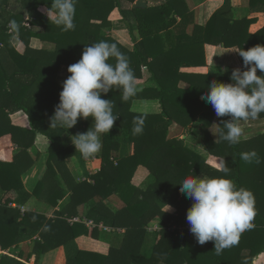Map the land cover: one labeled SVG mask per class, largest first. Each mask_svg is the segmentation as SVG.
<instances>
[{
    "label": "trees",
    "instance_id": "1",
    "mask_svg": "<svg viewBox=\"0 0 264 264\" xmlns=\"http://www.w3.org/2000/svg\"><path fill=\"white\" fill-rule=\"evenodd\" d=\"M12 1L21 5L16 12L10 10ZM125 2L134 4L136 0H76L75 30L63 31L38 10L40 5L50 8L51 0H0V45L3 46L0 50V190L3 193L0 199V246L9 250L0 256V264H38L41 255L60 246L65 247L67 264H253V260L254 264H262L263 255L254 258L264 252V133L240 140L235 145L219 140L218 136L214 139L208 127L216 113L201 97L213 80L231 82L233 70L227 74L206 72L204 45L249 49L264 44V27L256 33L249 32L251 19H233L229 0H225L224 6L213 13L205 25H195L191 35L184 34L177 45L167 49L162 32L174 27L179 17L186 16L185 1L167 0L145 8H127ZM250 2L253 7L264 8V0ZM26 15L31 18L30 27L24 24ZM114 21L126 24L134 40L133 47L105 34ZM14 34H18L26 45L23 54L12 45ZM32 37L54 43V50L31 47ZM100 41L115 44L125 55L137 84L143 82V68H147L160 88L147 89L153 91L151 94L145 88L138 90L127 101H122V92L118 90L102 94V98L111 100L113 112L119 117L110 132L102 136L99 153L89 157L98 162L99 167L92 175L94 183L77 182L68 171L67 159L74 155L81 161L87 158L75 152V145L65 146L63 134L86 132L92 127L93 119H82L78 128L69 130L51 127V117L62 91L56 77L63 65L68 69L81 59L85 45ZM108 62L115 65L116 60L110 58ZM201 67L205 71H200ZM183 68L189 71L184 72ZM67 75H71L68 70ZM182 80L190 86L179 87ZM146 97L158 99L161 111H133L134 100ZM12 111H24L30 127L13 125L9 117ZM199 115L201 125L197 121ZM137 117L143 119V132L134 135L132 129ZM258 117H264V113ZM228 119L229 116L218 117V134L223 121ZM174 122L184 127L193 124L207 152L221 157L223 165L230 169L229 178L254 196V227L242 233L239 243L225 249L221 255H216L213 241L200 245L190 232L186 216L193 201L180 192L178 183L189 176L219 177L225 174L210 166L206 157L186 146L184 140L169 138V128ZM38 133L50 139L51 144L47 171L34 190L35 196H48L49 202L57 205L67 193L61 186L59 174L71 192L56 218L48 221L44 214L22 212L21 208L12 206L13 202H18L19 193L24 191L22 175L34 163L29 149ZM245 152L256 153L251 163L241 159V153ZM141 165L155 177L146 188L132 182ZM112 195L118 196L125 205L115 211L107 208L103 199ZM96 197L100 200L91 203L87 217L98 224L103 222L114 229L125 230L120 245L111 247L106 255L79 249L75 239L88 234L89 228L83 223L71 225L64 218V213L74 215L78 206ZM168 206L174 210H168ZM155 219H159L162 226L150 254L145 255L142 246L147 225ZM94 229L91 234L96 236ZM39 230L40 239L33 249L35 263L24 259L22 251L19 254L11 252V247Z\"/></svg>",
    "mask_w": 264,
    "mask_h": 264
},
{
    "label": "clouds",
    "instance_id": "2",
    "mask_svg": "<svg viewBox=\"0 0 264 264\" xmlns=\"http://www.w3.org/2000/svg\"><path fill=\"white\" fill-rule=\"evenodd\" d=\"M75 12L76 0H51L47 15L51 24L70 31L76 27ZM238 54L243 59V68L231 71V82L213 80L201 97L213 107L217 117H230L223 121L219 134L211 128L219 140L230 145L241 140V121L254 120L264 113V45L240 49ZM110 58H115V65L108 62ZM67 70L71 75L63 82L51 127L69 130L79 119L91 117L92 127L71 137L76 150L88 158L101 150L102 136L110 132L119 117L113 112L111 100L102 98V94L118 90L122 92V101H127L138 91L137 80L125 55L115 44L105 41L85 45L81 59ZM132 132L142 134L143 119L134 120ZM255 156V152L241 153V159L247 163ZM221 171L225 175L189 176L178 183L180 192L193 201L186 216L190 232L200 245L213 241L216 255L236 246L241 234L254 227L256 215L252 192L238 187L229 178L226 164Z\"/></svg>",
    "mask_w": 264,
    "mask_h": 264
},
{
    "label": "crops",
    "instance_id": "3",
    "mask_svg": "<svg viewBox=\"0 0 264 264\" xmlns=\"http://www.w3.org/2000/svg\"><path fill=\"white\" fill-rule=\"evenodd\" d=\"M147 6H156L160 5L167 0H145ZM188 9L185 11L186 16L184 18L179 17L177 24L171 29L162 32V40L165 48H169L171 46L177 45L179 39L184 37V34L191 35L193 33L195 25H205L207 21L210 19L211 15L215 13L217 10L221 9L225 0H184ZM125 7L131 8L133 4H129L125 2ZM21 8V5L12 1V5L10 10L16 12ZM49 8L45 5H40L38 10H40L43 14L47 15V10ZM229 10L230 15L233 19H242L247 18L251 19V23L249 25V32L256 33L264 27V8L262 6H251L250 0H229ZM39 30V29H37ZM10 33V32H9ZM105 34L112 35L113 37L119 39L124 42L127 46L133 47L134 40L127 29L126 24L120 21H114L112 26L105 30ZM135 34L138 37V32L135 31ZM11 42L13 47L17 52L23 54L26 49V45L21 40L18 34H14L11 38ZM264 45V44H259ZM30 46L37 49H43L47 51H53L55 48V44L49 41H42L39 38L32 37L30 40ZM2 50V48L0 49ZM238 47H224L223 45L218 44H210L206 43L204 45L205 52V60H206V72H216L227 74L231 69L236 67H242V59L238 54ZM145 70V71H144ZM182 71L186 72L189 69L183 68ZM200 71H205L203 67H201ZM143 76L144 80L142 83L137 84L138 90H143L144 88L150 94L153 93L151 88H160L157 82L153 81L151 78V73L147 68H143ZM68 77L66 66H62L59 70L56 82L59 86L63 87V82ZM190 84L184 80L180 81L179 87L188 88ZM153 88V89H154ZM133 111L141 112V113H158L161 111L160 102L156 98L146 97V98H138L135 99L132 104ZM199 115L197 117V121L199 125L202 124ZM215 115H213L214 117ZM9 117L11 123L13 125L21 126V127H30V122L28 115L24 111H12L9 113ZM212 117V123L208 127L212 137L216 139L212 134L210 128L212 126H216L217 134H218V117ZM217 117V118H216ZM83 118L78 120V123L73 126V128H78L80 122ZM241 127L243 128V135L241 140H245L251 137H255L260 133H264V117H258L256 119H249L248 121H241ZM215 124V125H214ZM193 124L188 125L187 127L182 126L176 122H174L169 128V138H179L184 140L186 146L199 151L206 157L207 163L217 169H221L223 166V159L217 155H213L207 152L205 149L199 135L198 131L194 130ZM199 130V129H198ZM74 135L73 132L69 131L63 134V142L65 146H74L72 143L71 137ZM51 144L50 139H48L42 133H38L34 142V145L29 149V153L31 157L34 159L33 165L22 175V180L24 184V191L19 193L18 202H13V207L21 208L22 212L33 211L37 213L44 214L46 220H54L57 216V212L61 211L63 206L68 202V198L70 196V190L67 187V184L59 174V178L61 181V186L64 187L67 191L65 197L63 199H59L57 205H53L49 202V197L42 196L39 198L35 196L34 190L38 185L39 181L43 179L47 171V162L49 158V146ZM75 152H79L74 149ZM99 153V152H98ZM97 154V153H96ZM219 166V167H218ZM67 167L70 175L73 177L74 181H88L94 183L92 175L99 171L98 162H94L93 159L87 158L84 161L78 157V155L71 156L67 159ZM136 175V176H135ZM133 177V184L138 187L146 188L149 184L155 181V177L153 174L149 172V170L144 166H139L136 173ZM137 177H139V182L136 181ZM206 177V176H204ZM40 194H45L41 193ZM46 195L47 192H46ZM3 196L2 191L0 190V199ZM119 199L121 206H111L110 200ZM100 200L99 197L89 201L86 204H82L78 206L77 213L74 215H67L64 213V218L68 220V222L72 225L73 223L77 224H85L89 228L88 234H81L75 239L76 246L81 250H87L92 252H97L101 254H109L111 247L119 246L121 243L122 236L124 234L123 229H114L109 224H105L100 222L96 223L93 219L88 218L87 214H89L91 209V203L98 202ZM103 202L112 210H117L122 208L125 204L124 202L116 195H112L107 199H103ZM116 207V208H114ZM167 209L169 208L166 207ZM73 218H80L79 220L72 221ZM86 220H92L94 222L93 226L87 224ZM155 223L154 227H150L149 230L156 231L155 234H149L148 230L145 235V239L142 246V251L145 252L146 244L149 241V237L153 239L151 247L154 245L157 239V232L160 230L162 224L159 219H155L152 221ZM96 228V229H94ZM97 230V235H92V230ZM40 230L32 235H28V238L21 241L17 246L11 247V252L15 254H19L20 251L23 252V257L26 260H30L29 263H35V255H33L34 244L36 241L40 239ZM73 247V246H72ZM150 247V248H151ZM9 250H3L0 246V256L7 253ZM263 255L262 264H264V252L260 253L256 257ZM38 264H67L66 251L64 246L57 247L52 249L45 254L41 255L37 260ZM254 264V260H253Z\"/></svg>",
    "mask_w": 264,
    "mask_h": 264
},
{
    "label": "rangeland",
    "instance_id": "4",
    "mask_svg": "<svg viewBox=\"0 0 264 264\" xmlns=\"http://www.w3.org/2000/svg\"><path fill=\"white\" fill-rule=\"evenodd\" d=\"M215 116H216V114H215ZM212 129L217 133L216 126H212ZM210 130H211V128H210ZM211 132H212V134H214L212 130H211ZM216 135L217 134H215L214 136H216ZM215 138L217 139V136ZM136 181L139 182V177H137ZM110 204H111V206H116V207L121 206V203L119 202L118 198L117 199L114 198V199L110 200ZM116 207H114V208H116ZM168 210L173 211L174 209L172 207H169ZM154 226H155V223H152V222H150L147 225V230H148L149 234H155L156 233V231H154V230L153 231L149 230L150 227H154ZM152 241H153V239L151 237H149V241H148V243L146 244V247H145V252H143L145 255L150 254V252L152 250V247H153V246L151 247Z\"/></svg>",
    "mask_w": 264,
    "mask_h": 264
},
{
    "label": "built area",
    "instance_id": "5",
    "mask_svg": "<svg viewBox=\"0 0 264 264\" xmlns=\"http://www.w3.org/2000/svg\"><path fill=\"white\" fill-rule=\"evenodd\" d=\"M24 24L28 27L31 26V18L29 15H26L25 18H24ZM2 44L0 45V49L2 48ZM80 218H73L72 221H76V220H79ZM87 224H89L90 226H93L94 225V222L92 220H86Z\"/></svg>",
    "mask_w": 264,
    "mask_h": 264
},
{
    "label": "water",
    "instance_id": "6",
    "mask_svg": "<svg viewBox=\"0 0 264 264\" xmlns=\"http://www.w3.org/2000/svg\"><path fill=\"white\" fill-rule=\"evenodd\" d=\"M147 6V3L145 0H136V2L133 4L134 8H145Z\"/></svg>",
    "mask_w": 264,
    "mask_h": 264
}]
</instances>
